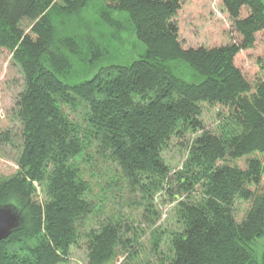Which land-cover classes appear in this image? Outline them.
<instances>
[{"label":"trees","instance_id":"obj_1","mask_svg":"<svg viewBox=\"0 0 264 264\" xmlns=\"http://www.w3.org/2000/svg\"><path fill=\"white\" fill-rule=\"evenodd\" d=\"M87 1L0 0V53L11 54L23 79L17 128L0 131V147L14 148L18 167L0 179V203L22 223L0 241V264H64L80 241L85 264H264L254 247L264 236V55L252 81L234 63L257 35L264 39V0H221L238 39L212 47H183L180 0H103V18L125 12L145 49L69 84L77 57L93 67L108 54L94 44L83 53L54 22ZM175 62L197 81L181 78ZM204 105L217 108L213 129L202 121ZM173 143L182 152L175 171L165 156ZM102 168L111 176L98 182L119 197L94 198L88 176L102 181ZM124 191L149 217L138 220L149 231L146 255L133 216L122 211ZM162 191L174 204L170 230L150 217ZM240 200L248 207L237 220Z\"/></svg>","mask_w":264,"mask_h":264},{"label":"rangeland","instance_id":"obj_2","mask_svg":"<svg viewBox=\"0 0 264 264\" xmlns=\"http://www.w3.org/2000/svg\"><path fill=\"white\" fill-rule=\"evenodd\" d=\"M181 7L176 15V21L179 27V38L183 47H197L199 45L212 47L227 44L238 39L237 33L231 26L228 15L223 10L221 0H180ZM103 0H88L80 11L76 13H60L56 15L55 24L60 27L62 33L69 34L79 41L82 52L85 53L88 45L94 44L100 48H106L107 56L94 63L95 66L89 67L90 61L85 58L77 57L73 62L72 71L64 80L69 84L77 83L91 77L100 66L111 63L127 64L137 58L144 49V44L136 38L134 29L125 12L112 11V21H106L102 15L104 9ZM246 14L243 10L242 16ZM262 34L257 35L255 46L251 49L241 50L234 58V63L240 68L246 79L252 81L259 73L257 59L264 55V39ZM87 55H90L89 53ZM176 63V72L181 78L188 82L197 81L194 72L184 63ZM23 79L18 68L11 61V54L7 50L0 53V131L17 128V122L14 119V102L17 94L22 90ZM217 108L205 106L202 110V121L209 129H213L218 120L215 118ZM179 145L173 143L165 152L166 161L173 171L180 167V154L182 152ZM14 148L2 149L0 147V179L12 175L17 170L14 161ZM264 160V156H260ZM237 163L244 167L245 159L238 160ZM104 175L101 181L98 178L88 179L92 183L94 198L99 200L101 196L119 197L117 190L108 192L107 189L98 182L105 184V179L110 178L111 174L106 168H102ZM103 187V188H101ZM261 190L264 191V174L262 176ZM172 192H176L177 187H172ZM104 193V194H103ZM116 193V194H113ZM123 193V192H122ZM40 198V196H39ZM132 195L124 191L120 205L123 206V212L133 216L132 225L135 234L144 244L142 255H146L150 248L147 231V223L139 222V215L149 221L145 206L137 205L138 196L131 199ZM105 197L103 199L105 203ZM119 199L112 198L110 202L117 203ZM131 202V203H130ZM119 205V204H115ZM153 208L157 215H151L156 218L155 226L170 230L176 227L174 222V211L172 195L166 191L157 193L154 196ZM136 206V208H135ZM248 207V202L238 201L236 204V218L240 220ZM135 215V216H134ZM140 219L142 220V217ZM146 216V217H145ZM101 215L96 218L101 219ZM141 223V224H139ZM140 225V226H139ZM81 247H74L69 256V261L64 264H85L84 245L80 241ZM257 253L264 251V236L256 240L254 244ZM148 248V249H147Z\"/></svg>","mask_w":264,"mask_h":264},{"label":"water","instance_id":"obj_3","mask_svg":"<svg viewBox=\"0 0 264 264\" xmlns=\"http://www.w3.org/2000/svg\"><path fill=\"white\" fill-rule=\"evenodd\" d=\"M22 219L18 211L9 203H0V241L18 230Z\"/></svg>","mask_w":264,"mask_h":264}]
</instances>
